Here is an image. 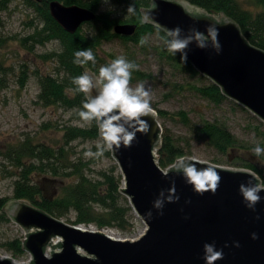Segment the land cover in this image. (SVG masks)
<instances>
[{
  "label": "water",
  "instance_id": "water-1",
  "mask_svg": "<svg viewBox=\"0 0 264 264\" xmlns=\"http://www.w3.org/2000/svg\"><path fill=\"white\" fill-rule=\"evenodd\" d=\"M50 12L70 33L97 16V12L86 7L66 5L60 0L50 2ZM141 12L145 23L165 32L166 28L179 26L182 37L194 35L192 30L207 34L209 26L215 23L219 29L217 39L222 45L219 53L211 38L206 47H199L193 40L179 51L187 52V59L194 67L217 83L226 96L264 121V50L247 40L235 20L224 13L218 18L187 0H151V5ZM137 27L136 23H119L115 32L131 36ZM84 72L94 82L86 94L95 97L99 94L95 86L98 74L87 67ZM144 119L148 123L146 130L137 131L130 145L111 151L123 177L122 193L147 225L145 232L136 239H119L104 229L70 224L32 203L16 201L8 213L26 230L24 246L31 259L18 263L0 254V264H206L204 243L213 241L224 251L214 264H264V189L255 210L245 205L239 190L241 183L261 182L256 173L216 165L221 175L217 189L200 194L173 165L167 169L159 165L157 151L163 127L158 112L154 109V115ZM126 127L132 126L126 124ZM173 182L180 199L165 201L160 215L153 201ZM150 209L151 218L147 216ZM254 231L259 239L252 238ZM59 237L61 241L55 242ZM235 241L240 242L239 247ZM50 249L53 250L49 255Z\"/></svg>",
  "mask_w": 264,
  "mask_h": 264
},
{
  "label": "rangeland",
  "instance_id": "rangeland-1",
  "mask_svg": "<svg viewBox=\"0 0 264 264\" xmlns=\"http://www.w3.org/2000/svg\"><path fill=\"white\" fill-rule=\"evenodd\" d=\"M1 1L0 197H7L9 200L5 206V212L9 216L8 211L16 201H26L31 204L28 200L14 197L16 173L19 171L16 165L19 159L17 153L22 143L31 140L34 144L42 143L59 148L64 146V126H90L91 121H83L82 118L77 117L76 110H68L60 105L46 106L38 100L39 75L49 73L56 76L58 73L55 60L45 55L59 50L60 42L52 40L32 47L30 36L37 27L42 26L38 12L24 0H12L7 5ZM111 5L115 15L125 14L112 2ZM244 6L254 7L247 1ZM101 9H108V4L103 2ZM214 15L221 18V13ZM162 46L163 39L158 32H155L146 37L144 44L138 45L133 42L125 44L120 40L105 42L100 48V55L109 63L113 59L110 57L111 54L117 57L124 56L139 65L138 68L141 71L152 75L147 79H139L132 74L130 86L135 88L143 83L149 90L151 105L167 112L162 116L158 114L163 132L171 134L187 155H195L200 160L233 169L251 170L244 167L242 158L250 159L264 167V153L253 155L254 151L246 147L230 150L226 154L220 153L196 130L197 126L202 125L204 121L219 122L226 125L243 143L257 145L261 141L257 135V127L264 129V121L232 99L215 104L202 97L196 87L209 84L211 78L203 74L194 77L176 63L170 62L161 54ZM24 72L28 73V80L22 86ZM179 110L188 113L192 127L187 126L179 116H171ZM102 144V137L97 140L78 139L71 142L65 146L68 150L66 161H60L57 165L60 167L59 175L51 171L46 174L36 172L34 180L41 185L46 194L54 195L61 185L76 180L75 175L67 176L66 173L74 171L77 167L73 165L66 168L65 163L79 164L81 158L88 160L90 157L86 158L83 155L84 151L92 149L94 145ZM21 160L27 163L35 161L27 155L22 156ZM114 166H117V174H121L118 162L113 155L102 157L86 168V173L92 177H98L100 172L110 170ZM256 175L260 179L259 175ZM57 218L72 224V221L76 219V213L72 211L66 216ZM131 220L133 222L131 229L105 228L104 230L119 239H136L145 232L147 225L134 210L131 212ZM85 227L98 229L94 224H85ZM26 235V230L12 219L0 220V254L12 257L18 263L29 262L31 254L28 251L15 255L12 250L4 246L7 241L17 238L25 239ZM58 241H61V237L56 238L55 242ZM52 250H48L49 255Z\"/></svg>",
  "mask_w": 264,
  "mask_h": 264
},
{
  "label": "trees",
  "instance_id": "trees-1",
  "mask_svg": "<svg viewBox=\"0 0 264 264\" xmlns=\"http://www.w3.org/2000/svg\"><path fill=\"white\" fill-rule=\"evenodd\" d=\"M12 0H2L7 5ZM33 7L39 14L42 26L37 27L36 31L30 36L31 46L45 44L52 40H58L61 48L54 50L45 56L55 60L57 75L43 74L39 75L40 91L38 100L46 106L60 105L68 110H76L77 117L81 118L79 113L83 108V102L89 97L86 92L80 91L78 85L73 83L72 77L84 72L85 68H90L99 74V68L103 64L109 63L100 55V48L105 42L120 40L125 44L133 42L140 44L142 37L146 38L158 32L163 39L161 54L170 62H174L182 67L192 76H201L202 73L194 67L187 59L185 62L181 59L182 53L177 50L173 55L167 48L165 41L170 39L167 32L151 23H145L142 16V8L150 6L151 0H111L125 13L124 15H115L114 9H101L104 0H60L66 5L78 4L94 12L97 16L90 22L82 24L75 33L67 32L51 15L50 2L52 0H24ZM191 4L199 6L209 13H224L235 20L241 28L243 35L247 40L264 50V0H187ZM251 3L254 7L244 6L245 2ZM129 5H132V11H127ZM119 23H136L138 25L136 32L131 36L119 35L115 32V26ZM91 48L95 54V63L88 61L84 65L73 63L74 52L78 49ZM113 59L117 56L111 54ZM132 74L139 79L152 77L139 68L132 70ZM28 80V73L24 72L22 86ZM196 90L210 102L221 104L230 99L223 92V89L214 81L209 84L196 87ZM239 104V103H238ZM241 105V104H240ZM242 106V105H241ZM155 108L159 115L167 112ZM245 108L244 106H242ZM179 116L181 120L189 127H192L191 119L184 110L172 113L171 116ZM64 146L59 148L49 147L42 143L34 144L31 140L22 143L18 154L19 169L16 173L14 197L20 200H28L33 205L49 212L56 217L68 215L74 211L76 219L72 224H94L98 229L117 228L128 230L133 227L131 212L133 210L128 197L122 193L123 177L117 174V166L110 170L102 171L98 177H92L86 173V168L95 164L102 157H109L112 151L105 149L100 157H90L88 160L80 159L79 164L75 162H66L65 167L75 166L74 171L67 172V176H76L74 182L66 183L57 188L54 195H48L43 191L41 185L34 180L36 172L46 174L53 172L59 175L60 167L57 166L60 161H66L68 150L65 147L75 140H97L98 125L95 120H91L90 126L66 125L64 126ZM196 130L208 140L209 144L220 153L226 154L230 150H237L246 147L253 150L256 145H247L234 135L229 128L219 122L204 121L198 125ZM257 135L260 138V146L264 147V129L257 127ZM100 146H103L100 145ZM97 145L92 147L96 150ZM159 165L167 169L175 164V161L182 155L187 156L184 148L176 142L174 137L163 132L159 149L157 151ZM27 155L34 158L35 161L25 162L21 157ZM253 155H257L255 152ZM261 155V154H259ZM244 160V167L253 170L259 175L261 182H264V167L253 162L250 159ZM79 165V166H78ZM7 197H0V220H10L11 217L5 212V206L8 203ZM8 249L15 255L27 252L24 246V239H14L4 243Z\"/></svg>",
  "mask_w": 264,
  "mask_h": 264
},
{
  "label": "clouds",
  "instance_id": "clouds-1",
  "mask_svg": "<svg viewBox=\"0 0 264 264\" xmlns=\"http://www.w3.org/2000/svg\"><path fill=\"white\" fill-rule=\"evenodd\" d=\"M104 2L108 4V10H112L111 0H104ZM127 11H132V5H129ZM165 30L167 35L171 37L165 41L166 48L173 55L176 54L177 50L186 49L193 40L197 42L199 47H206L210 38L216 42V52L219 53L222 50V45L217 39L219 29L215 23L209 26L207 34L192 30L194 35L182 37L180 35L182 29L179 26ZM139 43H146V38L142 37ZM95 59V54L91 48L78 49L74 52L73 63L78 65H84L88 61L95 63ZM181 59L187 61V52H182ZM138 67L139 65L134 61L124 56H118L112 59L110 63L100 66L99 79L95 83V86L99 88V94L95 97H89L83 102V108H81L79 115L83 121L95 120L97 122L98 135L103 139V146L97 145L95 151L92 149L85 150L83 155L86 158L100 157L105 149L119 148L121 145L128 146L133 141L137 131L147 129L148 123L144 117L149 114L154 115L150 92L143 83L138 84L135 88L130 86L132 70ZM72 81L83 92H88L94 87L93 79L87 72L72 77ZM126 124L131 125V129L126 127ZM253 151L259 155L264 153V147L257 144ZM198 164L205 166L198 167ZM173 167L182 172L185 182L192 185L193 190L200 194L209 189L215 192L221 180V175L215 164L200 160L195 155L180 156ZM262 189H264V182L240 184L239 190L243 196V202L248 208L255 210L257 202L262 198L260 194ZM179 199L180 196L176 194V186L173 182L170 188L160 191L159 196L153 201V205L160 211V215H163L165 201L173 202ZM152 215L151 209L148 210L147 216L151 218ZM259 218L257 215V219ZM251 235L253 239H259L257 232L254 231ZM239 243V241H235L237 247H239ZM223 255V248L218 249L214 241L204 243L203 258L206 264H214Z\"/></svg>",
  "mask_w": 264,
  "mask_h": 264
},
{
  "label": "bare ground",
  "instance_id": "bare-ground-1",
  "mask_svg": "<svg viewBox=\"0 0 264 264\" xmlns=\"http://www.w3.org/2000/svg\"><path fill=\"white\" fill-rule=\"evenodd\" d=\"M81 226L82 227H85V225H83V224H81ZM106 233H109V234H111L109 231H107V230H104Z\"/></svg>",
  "mask_w": 264,
  "mask_h": 264
},
{
  "label": "built area",
  "instance_id": "built-area-1",
  "mask_svg": "<svg viewBox=\"0 0 264 264\" xmlns=\"http://www.w3.org/2000/svg\"><path fill=\"white\" fill-rule=\"evenodd\" d=\"M31 259V258H30Z\"/></svg>",
  "mask_w": 264,
  "mask_h": 264
}]
</instances>
